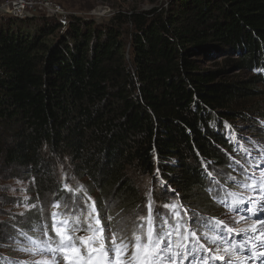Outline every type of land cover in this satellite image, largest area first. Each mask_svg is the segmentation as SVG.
<instances>
[{"label":"trees","instance_id":"16d2710c","mask_svg":"<svg viewBox=\"0 0 264 264\" xmlns=\"http://www.w3.org/2000/svg\"><path fill=\"white\" fill-rule=\"evenodd\" d=\"M4 17L0 181L26 180L35 207L12 227L1 225L0 241L6 230L8 243L29 246L21 233L45 239L46 222L58 242L52 213L64 208L53 204L71 208L74 194L78 203L90 195L105 224L114 217L113 229L127 207V222L140 223L150 192L157 211L179 202L190 214H226L220 194L209 191L201 160L210 162L214 175L221 170L218 178L237 169L225 121L251 120L248 133L264 143L258 88L264 83V0H171L150 10L119 8L101 19L67 17L65 23ZM213 55L223 57L221 66L201 69V60ZM58 161L63 169L53 173ZM157 167L175 191L157 186V195L151 185L145 196L132 176L150 174V182L160 184ZM65 183L72 192L62 190ZM98 187L112 190L122 214L112 213L101 190L93 194ZM0 197L11 199L1 187ZM37 225L41 231L33 230ZM132 227L121 224L127 234Z\"/></svg>","mask_w":264,"mask_h":264},{"label":"snow or ice","instance_id":"6c2138e0","mask_svg":"<svg viewBox=\"0 0 264 264\" xmlns=\"http://www.w3.org/2000/svg\"><path fill=\"white\" fill-rule=\"evenodd\" d=\"M225 128L228 130L229 137H235L237 140L245 139L235 136L227 122H225ZM244 152L251 158L250 150L244 149ZM201 162L205 167L206 175L213 183L220 185V181L216 179L213 172L208 171L210 162H205L203 158ZM235 163L240 162L235 161ZM249 167L256 170L260 168V163L250 164ZM156 178L162 189L169 192L175 191L164 180L159 167L156 169ZM229 180L255 196V199L253 197L247 200L240 199L238 204H233L231 210L234 213H240L243 209V212H252L255 216L264 211V170L260 171L258 178L254 171L249 172L248 167H245L243 181L237 180L236 177H229ZM221 189L223 185H220V189L216 191ZM62 190L72 192L67 183ZM76 191L79 192L80 189ZM236 195V193L225 191L224 200L221 203H227L228 197ZM245 204H255V211L252 208L243 207ZM53 207L64 208L63 213L59 211L52 213V230L59 238L58 242L49 235L46 222L42 230L43 237L46 239L38 240L21 233L28 243L35 247H23L19 251L42 257L34 261V264H59L61 256L64 264H185V261L187 264H216L217 260L224 261V264H231L223 256L206 255L207 249L200 243V234L203 233V238L212 244L222 241L232 245V228L215 218L208 219L203 215L189 214V210L179 202L163 204V207L175 216V220L172 221L169 216L156 210L151 192L147 205L148 214L146 217H139L140 223L135 225L132 240L128 239L125 231L119 226L116 229L111 227L113 216H108V223H104L96 201L87 193L84 200L79 203L74 194L71 208L67 205L62 206L59 202L53 204ZM58 216L60 219H57ZM33 230L41 231V228L37 225ZM250 231L252 234L244 241V244L251 242V249L243 248L245 255L250 250L264 248V218H260ZM81 232H86L87 235H79ZM235 247L232 245L233 250ZM224 251L231 254L229 248H225ZM257 259H264V252H260ZM21 264H27V262H21Z\"/></svg>","mask_w":264,"mask_h":264},{"label":"rangeland","instance_id":"374dc122","mask_svg":"<svg viewBox=\"0 0 264 264\" xmlns=\"http://www.w3.org/2000/svg\"><path fill=\"white\" fill-rule=\"evenodd\" d=\"M16 1V0H0V8L6 9L5 4ZM26 1H31V8H29L28 12L29 17H35V19H41L42 17L45 18H52L55 17L56 14H65L67 17H72V16H83V17H89V18H95V19H101V18H107L109 16H112L114 12L119 9H125V10H130L131 8H136L139 10H150L153 7H160L166 6L171 0H26ZM158 2V3H157ZM28 7L25 8L27 10ZM16 16H11L14 18H28V17H22L20 14L21 12L16 11ZM4 17V16H0ZM50 17V18H49ZM60 18V16H58ZM62 17V16H61ZM4 18H8L5 16ZM61 21V19H60ZM42 22V21H39ZM223 62V57H220L219 55H213L210 56L209 58L201 60L200 68L201 69H215L219 66H221ZM249 72V71H248ZM252 74H255L256 72L253 70L251 71ZM230 75L236 73L233 72V69L229 70ZM241 74V72L239 73ZM232 77V76H231ZM259 90L262 95V101L264 102V83L259 85ZM264 106V105H263ZM259 121H261L259 119ZM227 122L228 125H230L232 128H235L236 130L234 131L238 137H243L245 139L243 140H237V144L239 145L240 148L244 149H253L255 147L254 144H252V141L255 139L254 137L251 136V134L248 133L249 126L252 125L253 123L251 120L247 119H236L233 122L231 121H225ZM225 125V123H224ZM256 129L254 130L255 132L257 131V126L255 125ZM258 141H261L260 139H257ZM262 144H264L262 142ZM62 165L61 162H54V165L52 166V172L61 171ZM64 166V170H65ZM66 171V170H65ZM215 171L218 173L216 175L222 174L221 170L217 167L215 168ZM226 172H223V174ZM69 174H72L69 172ZM231 174V173H229ZM63 178V173L61 174ZM86 179V178H82ZM152 179L151 175L149 174L147 177L145 174L143 175H133L132 176V181L133 183L138 187V189L144 194L145 196L147 195L150 186L157 190H155V193L158 195V188L157 186H160V184L156 183L154 180L152 183L150 180ZM149 180V181H148ZM84 181V180H83ZM144 181V182H143ZM0 187H1V193L6 194V197H11V199H7V202H4L3 199L0 197V226L4 227H12V223L14 222V219L16 217H19L20 219H25L26 217L28 218V215L31 213V209H33L31 204L32 198H34L35 194L33 193V190L29 187L28 183L26 180H20L18 178H11L8 180H2L0 181ZM169 185V184H168ZM100 187L96 188V190L93 192L95 196H100ZM101 195H104V199L108 200L110 203H112L113 209H111L113 214H122L119 213V207L118 204L119 199L115 200V194H112V190H107V192H104L101 190ZM27 197V199H26ZM108 197V199H107ZM110 197V198H109ZM48 199V198H47ZM11 200V202H9ZM49 200H51V195L49 197ZM50 202V201H49ZM128 207L124 209V213L122 214L121 217H123V220L121 223H118V225H114V229L119 226L121 228V224L126 223L132 229L127 233L126 236L129 238L131 236V232L134 230L136 221L131 220V223H128L126 218H127V212H128ZM34 218V217H33ZM113 226V223L111 224ZM3 227V228H4ZM128 230V229H127ZM87 235V233L85 234ZM2 236L3 238L1 239V247L0 250L4 252H9L7 256H0V264H10L12 261H18V262H27V264H34V261L42 259L41 256L36 255L33 256L32 253L28 252H23L19 251L17 247H15L11 242L8 243V240L11 238L8 235V232L6 230L2 231ZM18 249V250H16ZM60 263V259H59Z\"/></svg>","mask_w":264,"mask_h":264},{"label":"built area","instance_id":"2783aa9c","mask_svg":"<svg viewBox=\"0 0 264 264\" xmlns=\"http://www.w3.org/2000/svg\"><path fill=\"white\" fill-rule=\"evenodd\" d=\"M31 1H26V0H16L11 2V4L6 3V9L4 8H0V16H16V11L21 12V16L22 17H29L31 15H29L30 12H28L31 8ZM27 8V10H25V8ZM29 9V10H28ZM60 16V18L58 17ZM62 16V17H61ZM55 17L60 21L61 19V23H65V20L67 19V16H65V14H61V12H59V14H56Z\"/></svg>","mask_w":264,"mask_h":264}]
</instances>
